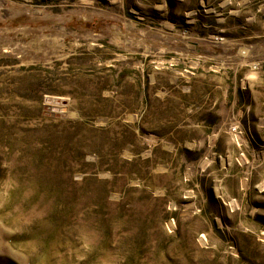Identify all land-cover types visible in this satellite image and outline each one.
<instances>
[{"label":"rangeland","instance_id":"obj_1","mask_svg":"<svg viewBox=\"0 0 264 264\" xmlns=\"http://www.w3.org/2000/svg\"><path fill=\"white\" fill-rule=\"evenodd\" d=\"M0 264H264V0H0Z\"/></svg>","mask_w":264,"mask_h":264},{"label":"trees","instance_id":"obj_2","mask_svg":"<svg viewBox=\"0 0 264 264\" xmlns=\"http://www.w3.org/2000/svg\"><path fill=\"white\" fill-rule=\"evenodd\" d=\"M46 92V91H45ZM185 153H190L188 150H185Z\"/></svg>","mask_w":264,"mask_h":264}]
</instances>
